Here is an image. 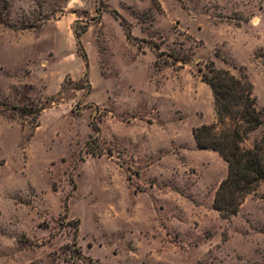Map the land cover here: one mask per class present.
I'll use <instances>...</instances> for the list:
<instances>
[{
  "label": "rangeland",
  "instance_id": "1",
  "mask_svg": "<svg viewBox=\"0 0 264 264\" xmlns=\"http://www.w3.org/2000/svg\"><path fill=\"white\" fill-rule=\"evenodd\" d=\"M6 2L0 264H264V182L224 217L227 162L193 136L210 62L264 120V0Z\"/></svg>",
  "mask_w": 264,
  "mask_h": 264
},
{
  "label": "trees",
  "instance_id": "2",
  "mask_svg": "<svg viewBox=\"0 0 264 264\" xmlns=\"http://www.w3.org/2000/svg\"><path fill=\"white\" fill-rule=\"evenodd\" d=\"M2 2L8 3L0 0V10ZM201 79L214 95L216 122L194 127L193 136L198 146L215 150L227 162V174L214 195V207L227 217L236 213L246 195L264 182L262 145H241L247 133L263 123V110L257 107L253 85L247 78L216 68L210 62Z\"/></svg>",
  "mask_w": 264,
  "mask_h": 264
}]
</instances>
